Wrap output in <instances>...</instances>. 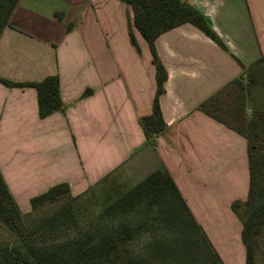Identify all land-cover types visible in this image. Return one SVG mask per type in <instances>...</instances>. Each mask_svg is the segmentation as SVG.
Listing matches in <instances>:
<instances>
[{
  "label": "crops",
  "instance_id": "crops-1",
  "mask_svg": "<svg viewBox=\"0 0 264 264\" xmlns=\"http://www.w3.org/2000/svg\"><path fill=\"white\" fill-rule=\"evenodd\" d=\"M188 1L226 48L191 23L156 39L168 72L160 96L168 127L153 144L140 117L152 112L156 68L131 8L122 0H18L0 36V76L58 75L64 110L41 117L34 88L0 82V169L21 206L60 182L78 195L122 168L118 179L165 167L225 264H245L232 202L248 196L247 139L199 105L240 74V62L264 52V0Z\"/></svg>",
  "mask_w": 264,
  "mask_h": 264
},
{
  "label": "trees",
  "instance_id": "trees-1",
  "mask_svg": "<svg viewBox=\"0 0 264 264\" xmlns=\"http://www.w3.org/2000/svg\"><path fill=\"white\" fill-rule=\"evenodd\" d=\"M122 1L131 8L132 24L148 42L156 68L152 112L140 117L147 141L154 144L156 136L168 127L160 106L168 72L158 55L156 39L191 23L222 47L226 45L204 13L188 0ZM17 2L0 0V36ZM129 35L140 50L131 22ZM240 65V74L202 101L199 108L247 139L248 196L234 200L232 209L243 225L245 264H259V238L264 230V52L249 65ZM0 82L34 88L41 117L64 110L56 74L37 81L0 76ZM109 177L101 180H107L99 190L102 198L94 190L96 184L73 195L67 182L31 197L32 212L49 203L60 205L33 218L30 224L0 169V264H225L165 167L120 191ZM145 232L147 240L134 249L132 242Z\"/></svg>",
  "mask_w": 264,
  "mask_h": 264
},
{
  "label": "rangeland",
  "instance_id": "rangeland-1",
  "mask_svg": "<svg viewBox=\"0 0 264 264\" xmlns=\"http://www.w3.org/2000/svg\"><path fill=\"white\" fill-rule=\"evenodd\" d=\"M261 95H262V93L259 92L258 96L260 97ZM122 169H120L119 171L110 175V177H109L110 179L108 178V181L116 182L115 185L118 186V187H116V189L119 191L122 189L124 190L125 188L136 184L137 182H139L140 180H142L143 178H145L147 176V175H144L143 173H137V174L131 175L132 176L131 178L118 179V178H123V176L121 175ZM141 176H143V177H141ZM136 177H141V179H136ZM106 182H107V180L106 181H100V182L96 183V185L94 187V190L98 191L99 198H102L104 195V194H102L101 191L99 192V190L103 187V185L106 184ZM59 205H60V202L59 203H49V204L44 205L42 208H40L39 211H36V212L33 211L32 212L31 205L28 203V201H22L20 207L24 213L26 221L29 222L30 224H32L33 218H36V217L38 218L41 215H47V214L51 213ZM161 229H163V228H161ZM147 238H148L147 232L141 234L139 237L134 239V241L132 242V247L134 249H140L142 247L143 243L145 242V240H147ZM259 239H260V242H259V249H258V261H259V264H264V230H263L262 236ZM239 263L244 264V261L241 260L237 264H239Z\"/></svg>",
  "mask_w": 264,
  "mask_h": 264
}]
</instances>
